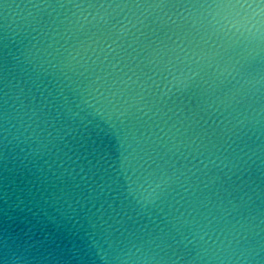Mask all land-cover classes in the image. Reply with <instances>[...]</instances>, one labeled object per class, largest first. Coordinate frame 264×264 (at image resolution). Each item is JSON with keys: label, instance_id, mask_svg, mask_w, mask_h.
<instances>
[{"label": "water", "instance_id": "water-1", "mask_svg": "<svg viewBox=\"0 0 264 264\" xmlns=\"http://www.w3.org/2000/svg\"><path fill=\"white\" fill-rule=\"evenodd\" d=\"M0 264H264V0H0Z\"/></svg>", "mask_w": 264, "mask_h": 264}]
</instances>
